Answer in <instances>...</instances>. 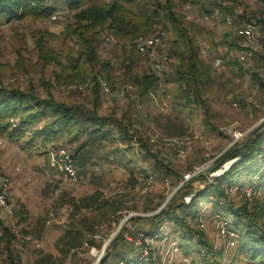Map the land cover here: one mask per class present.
Instances as JSON below:
<instances>
[{
	"label": "rangeland",
	"instance_id": "1",
	"mask_svg": "<svg viewBox=\"0 0 264 264\" xmlns=\"http://www.w3.org/2000/svg\"><path fill=\"white\" fill-rule=\"evenodd\" d=\"M46 2L54 6L55 19L51 16L47 18L32 15H25L9 22L0 19V85L22 90L33 87L42 98L49 93L57 102L91 109L95 89L93 85L84 91L77 89L67 91L63 89L65 85H77L81 82L63 83L56 78L57 75L62 77L70 72L67 66L78 56L79 47L87 35L94 39L97 61L100 65L107 62L108 68L105 71L100 65H95L96 63L91 66L86 64L84 65L87 71L86 78H90L92 82H95V79L103 80L110 84L113 90H123L125 93L123 100L113 98L106 101L97 84L96 89L100 97L99 115L111 117L123 124L131 118L130 131L142 141L158 134L177 136L163 132L165 124H174L175 128L180 126L185 130V134L201 131L209 141L208 146H194L183 162L167 164L157 157L155 145L153 148L149 146L151 154H137L133 148L131 153L125 151L124 145L118 140L102 142L98 148L91 147L76 152L73 159L79 168L81 179L75 188H68L63 183L62 176L48 166L43 149L27 151L21 149L16 142L8 141L0 135V139L3 140L0 144V170L3 171L2 166L5 165L10 167L13 173L10 177L16 194L12 195L10 202L16 213L19 212L18 216H15L16 228L25 237L24 239L15 237L11 240L13 254L20 258L21 264H36L37 260L45 255L51 256L45 264H87L84 242L96 232L107 234L110 223L121 216L154 210L173 191L174 185L170 181L167 186L164 185L163 178L172 180L175 175L180 177L193 164L204 161L206 154L213 156L222 152L228 145L229 148L242 144L250 134L264 126V89L260 88V83H264V50L254 57L251 64L240 61L244 71H239L238 67H233L234 62L239 61L237 48L228 47L234 40L236 41V37L225 25V16L235 6H243L246 9L245 16L249 18H257L259 8L252 0H219L218 3L207 0H135L130 4H124L123 14L126 21L139 23L144 16L152 20L153 26L147 35L170 28L166 17L170 7L181 16L197 48L202 41H207L214 48L213 54L200 55L207 75L201 96L209 106L207 113L194 103L187 106L182 99H174L176 92L170 80L173 73L171 61L166 65L165 73V85L171 96L170 111L165 115L160 114L151 105V100L147 96L140 99L142 105L139 117L135 115L136 89L131 80L135 75L149 72L150 68L148 59L134 51L135 37L131 38L129 34L117 37L109 30V20L95 27L80 21L90 27L82 28L79 36L77 33L79 29L76 27L81 24L75 23L77 21L73 13L66 9L65 0ZM188 3L194 7L195 16V19L189 22L185 21L183 16L184 6ZM213 7H217V13L213 11ZM222 8L227 11H223ZM154 10H157V16H154ZM240 25L241 22L236 28ZM169 30L172 37V31ZM225 31L232 34L226 43L222 37ZM106 34L113 36L112 43L105 42ZM39 41L52 53V58L48 62L36 46ZM218 46L222 48L221 52L216 50ZM213 57L223 60L224 69L218 70L213 67ZM253 74L258 78L255 79ZM131 100H135L132 107L129 106ZM230 130H239L245 134L234 139L232 134H229ZM112 133L114 136L117 135L114 129ZM66 142L65 138H60L58 143ZM130 160L135 166L149 167L156 177V189L147 197L140 196L134 187L137 174L135 171L129 175ZM98 165L110 167L108 171H97L95 167ZM114 167H120L124 172L114 171ZM239 175V179L229 177L226 182L233 181L247 186L246 182L250 175L246 170L240 171ZM202 181L203 178H200L199 182ZM196 187L188 185L177 190L171 201L179 196H185V192H193ZM93 196L94 200L91 199ZM197 196H200L198 202L195 201L190 206L183 205L179 210L182 212L196 208L201 210L204 193H197ZM228 196L236 207L243 203L238 195ZM254 199L264 205V185L255 191ZM174 203H177V200ZM130 220L132 225L142 222L139 218ZM147 221L149 231L154 232L158 229L159 223H156L154 218ZM189 225L196 229L193 222H189ZM168 229H172L178 238L180 253L177 260L185 256V252L189 255L191 264H200L201 258L204 260L203 253L199 252L200 246L193 241L188 231L177 226ZM208 232L210 234H204L205 238L212 248L218 251L219 242L211 237L214 232L212 224L208 225ZM65 233H68V238L63 237ZM239 243L241 244V239ZM128 245L117 239L106 251L103 264H116L119 259L127 260L134 257L136 251ZM5 246V241L0 240V264H6ZM233 251L231 249L221 254L222 264H231Z\"/></svg>",
	"mask_w": 264,
	"mask_h": 264
},
{
	"label": "trees",
	"instance_id": "2",
	"mask_svg": "<svg viewBox=\"0 0 264 264\" xmlns=\"http://www.w3.org/2000/svg\"><path fill=\"white\" fill-rule=\"evenodd\" d=\"M134 1L65 0V6L69 12L73 13V17L77 21L75 23L81 24L76 27L79 29L77 32L79 36L80 31L83 30L82 28L87 29L90 27L87 24H82L83 22L80 21H85L91 27H95L109 20L110 24L108 27L114 35L121 38L129 34L132 36L131 38H134L138 35H147L146 33L150 32L153 26V22L148 16H144L142 22L139 23L126 21L123 14L125 11L123 5ZM222 10L227 11L225 8H222ZM153 12H155L154 16H157V10ZM54 14V6L47 4L46 0H0V19L7 22L17 20L25 15L49 18ZM166 17L172 31L170 45L167 49L168 57L166 65L172 61L173 73L170 80L175 86L176 95H174V99H182L187 106L194 103L207 113L209 106L201 97L203 94V83L207 79V75L197 44L193 36L190 35V30L184 25L181 16L170 7L167 10ZM231 35V32L225 31L222 36L223 42L226 43L231 38ZM36 46L48 62L52 58V53L45 49L41 41ZM234 46H236L235 40L228 47L232 49ZM71 62L67 66L70 72L62 77L61 75H57L56 78L63 83L85 81L87 71L84 65L89 64L91 66L95 63V65H100L97 61V48L94 39L86 35L83 38L82 46L79 47L78 56L72 59ZM240 63L242 64L240 60H236L232 64L233 67H238L239 71L243 72L244 68ZM100 67L107 71L108 63L104 62ZM105 77L109 78L108 75H105ZM253 77L255 79L258 78L256 74H253ZM94 81L93 86L95 89L91 109L80 106H69L62 102H57L49 93L46 97L42 98L33 90V87H29L28 90H22L16 87L0 85V135L8 141L16 142L20 145L21 149L27 151L41 148L45 152L48 145L58 143L60 138H65L66 143L71 144L73 148L75 147L73 150L74 156L78 150L89 149L91 147L98 148L102 142H114L115 140L123 144L125 151H129L130 153L133 147L131 142L134 140L139 142L141 148H144V151H146V142L134 136L135 134H132L130 131L131 118H128V121L123 124L119 120L98 114L100 106V97L96 89L98 80L95 79ZM164 81L166 83V75L164 76ZM131 82L136 89L137 98L147 96L152 90H158V79L151 71L133 76ZM260 88L264 89V83H260ZM134 101L131 100L129 102L130 107H132ZM135 115L138 116L137 112H135ZM137 116L135 117L137 118ZM176 127L174 124H165L163 132L166 134H176L177 136L185 134L183 128L180 126ZM113 129L117 132L116 136L112 133ZM236 156H240V159L222 177L218 178L215 184H211L204 192V202L201 210L197 208L185 212L179 210V207L183 205L190 206L195 201L198 202L201 195L197 196L198 200L194 199L193 203L189 205L184 204L182 196H179L169 203L162 214L151 217L160 226L162 216L164 215L169 223L166 231L176 238L177 236L174 234V231L168 229V227L177 226L180 229L188 231L193 241L200 246L201 250L199 252L204 255V260L201 258V262L199 261L200 264H222L220 257L221 254H224L223 250L219 249L215 251L208 243L204 234L197 229L191 228L189 225V222H193L198 212L202 211L204 206L209 202L208 197L210 195L213 197V200L210 201L211 206L209 211L216 212L230 220L232 227L239 235L237 245L233 248V255L230 259L231 264H264V205L259 200L253 199L252 202L242 200L243 203L239 207H236L229 200L230 197L224 192L222 186V183L228 185L239 184L233 181H226L229 177L239 179V174L242 170H246L248 175H250L246 183L251 185L256 184L257 187L264 185V126L255 130L239 146L230 148L222 156L221 161L232 159ZM130 162L131 167L128 169V173L132 175L135 172L132 166L134 162L132 160ZM91 199L94 200L95 196ZM175 200H177V203H174ZM18 214L16 213V216ZM0 229V240L6 243V264H21L20 258L13 254L10 245L11 240L15 239V236L11 234L8 228L3 226L1 220ZM63 237L68 238V233H65ZM117 239L124 242L122 234H120L111 244ZM240 239L241 244L239 243ZM87 241L91 244L93 243L90 239ZM124 243L127 244L126 242ZM70 246L69 248H71ZM128 246L136 251L131 244ZM185 256L189 257L186 252ZM136 257L137 251L134 257H129L125 261L128 264H143L137 263L135 261ZM50 259L51 256L45 255L38 259L36 264H45ZM103 261L100 264H103ZM147 264L155 263L149 262Z\"/></svg>",
	"mask_w": 264,
	"mask_h": 264
},
{
	"label": "built area",
	"instance_id": "3",
	"mask_svg": "<svg viewBox=\"0 0 264 264\" xmlns=\"http://www.w3.org/2000/svg\"><path fill=\"white\" fill-rule=\"evenodd\" d=\"M207 1L219 2V0ZM252 2L257 4L259 8L257 18L246 17V9L239 5L231 9L225 16L226 28L234 32L236 37V48L239 60L245 64H251L256 54L264 50V0H252ZM213 11L217 13V7H213ZM183 16L184 20L187 22L195 19L194 7L192 4L188 3L184 6ZM51 18L55 19V15H52ZM239 22H241V25L239 28H236ZM169 29L170 28L161 29L151 35H138L133 40L135 53L145 56L148 59L150 71L158 79V90L150 91L147 96H149L151 100V105L162 115L167 114L171 108L170 92L164 81L168 57L167 49L171 40ZM104 39L107 44L112 43L114 40L111 34L104 35ZM216 50L221 52L222 48L218 46ZM198 51L201 56H208L213 54L214 48L211 47L207 41H202L198 44ZM212 65L215 69H224V63L221 58L213 57ZM98 84L106 101L113 98L123 100L125 97L123 90H113L111 86L103 80H99ZM92 85V80L86 78L85 81L77 85L67 84L63 89L67 91L74 89L84 91ZM140 99L141 98H137L134 103L139 117L141 116L140 109L142 105ZM231 131L232 130L229 131V134L231 133L234 139H238L245 134L239 130ZM206 138L207 137H205L204 133L201 131H193L181 136L171 137L158 134L145 140L147 146L146 151H144V148H141L139 142L136 140L132 141L131 145L133 146L134 152L137 154H151L152 150L149 146L153 148L155 145L157 148V157H159L164 164H167L172 162H183L190 150L196 145L208 146L209 141ZM2 141L3 140L0 139V144ZM239 145L240 144L233 145L229 148L228 145L222 152L215 153L213 156L206 154L204 161L193 164L180 177L174 176L172 180L167 177L163 178L164 185L167 186L169 181L174 185L173 191L164 201L158 204L154 210L139 214L129 213L127 216H121V218L115 219L110 223L107 234L104 235L100 232H96L90 237V240L93 242L92 244L88 241L84 242L83 245L87 250V264H100L111 242L120 234H122L124 242L131 244L137 251L135 260L137 263L191 264V259L189 257L183 256L179 258V260L176 259L180 253V247L177 238L166 231V227L169 224L167 218L164 215L162 216L161 224L154 232L149 231L147 219L162 214L171 202V197L174 192L188 185L198 187L194 188L193 192L186 193V195L182 197L183 203L189 205L193 203L194 199L198 200L197 193H204L211 184H215L216 180L222 177L231 166L240 159V156H236L232 159L221 161L222 156L230 148ZM73 150L74 148L71 144L56 143L48 145L45 151L48 166L62 176L63 183L68 188H75L80 183L81 179L79 168L74 163ZM109 167L98 165L95 168L97 171H108ZM133 169L137 174L134 187L137 189L140 196H149L156 189V177L154 173L146 166L134 165ZM15 170L18 171L17 168ZM113 170L124 172L120 167H114ZM200 178H203L201 183L199 182ZM27 180L29 181L30 178H27ZM222 186L227 195H238L243 201L249 202H252L255 198V191L260 188L257 186L252 187L251 184L245 186L222 183ZM12 195L13 184L11 177L0 170V220L3 222V225L9 229L11 234L17 238L24 239L25 237L23 234L16 228V210L10 202ZM208 200L209 202L204 206V209L198 212L193 224H195L196 229L203 234L209 233L208 225L212 224L214 232L211 237H214L217 242H219L220 250L227 252L237 245L239 235L232 227L230 220L216 212L209 211L211 206L210 201L213 200V197L210 195ZM138 218L144 223L141 222L136 225L130 223V219L136 220ZM116 264H128V262L125 260H118Z\"/></svg>",
	"mask_w": 264,
	"mask_h": 264
},
{
	"label": "crops",
	"instance_id": "4",
	"mask_svg": "<svg viewBox=\"0 0 264 264\" xmlns=\"http://www.w3.org/2000/svg\"><path fill=\"white\" fill-rule=\"evenodd\" d=\"M145 97H147V96H145ZM3 167V171L5 172V173H7L8 175H13V173L11 172V170H10V167H6L5 165L4 166H2ZM16 194V191H13V195H15Z\"/></svg>",
	"mask_w": 264,
	"mask_h": 264
}]
</instances>
